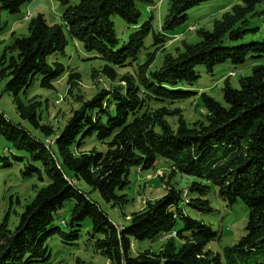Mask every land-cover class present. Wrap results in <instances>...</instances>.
Listing matches in <instances>:
<instances>
[{"label":"trees","instance_id":"obj_1","mask_svg":"<svg viewBox=\"0 0 264 264\" xmlns=\"http://www.w3.org/2000/svg\"><path fill=\"white\" fill-rule=\"evenodd\" d=\"M27 1L0 0V10L15 15ZM207 1L168 0L161 31L180 28L188 13ZM239 1L214 21L211 31L194 28L197 43L184 42L180 33L163 39L154 35L151 59L146 52L151 26L149 21L140 23L138 6L152 7L155 0H78L64 9L62 24H48L38 15L30 19L27 36L12 33L2 51L0 82L8 79L5 88L13 96L36 79L48 90L64 77L68 85L73 79L80 83L78 74L53 60L63 54L66 35L104 62L102 74L108 79L114 67L130 66L142 55L146 61L138 67L136 80L127 76L125 86L101 89L89 100L76 102L60 130L41 123L36 98L27 104L15 101L19 117L35 133L0 114V136L25 154L14 161L26 160L25 174L44 183L12 229L8 216L0 222V264H49L47 243L54 238L71 248L82 239L91 243L108 238L113 246L106 253L109 264H264V32L261 41L241 43L247 33L258 31L247 27L264 15L256 12L263 0ZM113 17L128 28H140L121 41ZM168 40L180 47L165 51L157 67L155 54ZM247 60L252 61L251 74L239 80V88L228 81L234 72L224 79V105L204 98L199 105L209 115L202 123L187 124L174 105L201 95L191 91L198 79L195 68L202 66L211 74L219 65L238 67ZM157 159L169 163L170 177L191 181L185 189L169 184L164 195L145 202L120 227L80 187L97 191L108 204L123 206L130 170L148 169ZM213 190L227 206L240 202L248 212L246 235L223 252L222 260L206 250L216 233L192 216L213 211L208 200ZM67 202L73 203L68 216L57 221ZM159 238L165 243L157 253L132 254L134 243Z\"/></svg>","mask_w":264,"mask_h":264},{"label":"rangeland","instance_id":"obj_2","mask_svg":"<svg viewBox=\"0 0 264 264\" xmlns=\"http://www.w3.org/2000/svg\"><path fill=\"white\" fill-rule=\"evenodd\" d=\"M77 3L78 0L64 1V3L62 0H29L21 7L18 14L10 15L0 10V62L2 61V51L4 47L9 45L12 33L16 37L28 35L30 19L42 15L48 24H62L61 16L64 9ZM155 3L156 5L152 7L143 4L138 6L141 13L140 23L143 24L149 21L151 26L146 41V44L150 46L146 52L151 53V57L148 55V59L154 56V53H152L155 49L154 35L163 39L162 37L173 38L172 35L180 33L184 42L197 43L199 38L196 35V31L188 32L189 27H194L195 30L204 29L211 31L214 21L219 20L232 7L239 5L240 1L210 0L202 3L188 13L186 22L180 28L168 33L161 31V25L169 7L168 0H155ZM261 11H264V0L256 7V12ZM112 19L114 30L121 41H126L132 32L134 33L135 30L140 28H128L118 17H113ZM247 28L258 29V31L255 34L247 33L241 43L247 44L261 41L264 32V15L251 20ZM66 40L67 44L63 54L54 56L53 60L55 59L65 68L78 74L80 83L76 84L74 82L75 79H73L68 85L67 77H64L53 85L52 90H48L41 88L39 80L36 79L28 89L13 96L5 88L8 79L1 81L0 114H3L13 125H20L26 131L35 133L33 128L19 117L15 101L27 104L30 100L36 98V101L41 102V123L51 126L54 130H60L70 117L71 110L77 107L78 104L76 102L89 100L101 89L112 91L114 88L125 86L123 79L127 76L136 80L137 75L140 73L138 67L146 61L145 56L142 55L130 66L114 67L113 77L108 79L102 74L104 62L97 55L85 52L81 45L68 35H66ZM173 46L174 48L180 47V43L168 40L164 47L159 52H156L155 66H159L161 56ZM251 70L252 61L250 60L238 67L227 62L217 66L211 74L207 73L204 67L198 66L195 68L198 79L191 91L195 93L201 91V95H196L174 106L181 110L183 119L187 124L202 123L209 114L203 105H199L200 101L203 103L204 98H209L220 105H224L222 100L224 79L231 72H234L235 76L229 77L228 81L232 87L239 88V80L249 76ZM194 102L196 103L195 105ZM48 143L51 144L50 140ZM24 156V153L12 148L11 144L0 136V157L2 158L0 159V222L8 216L10 229L16 224L17 216L22 212L24 206L30 203L36 191L44 186V183H41L36 175L28 176L25 174L26 160L19 162L13 159V157ZM169 168V163L163 159H157L153 166L148 169L139 168L138 170L132 168L129 173V186L124 191L128 202L123 206L108 204L104 202L97 191L91 192L83 184H80V187L89 192L90 198L99 204L101 210L107 214L115 225L120 227L127 224L130 214L141 210L145 202L158 199L164 195L166 192L165 188L169 184L176 189H185L191 179L180 175L170 177ZM208 200L213 211L211 213H192V216L203 221L216 233L217 238L207 245L206 250L211 252L213 256L218 255L222 260L223 252L238 243L246 235L245 228L248 221V212L246 207L240 202L227 206L226 203L218 199L214 190L208 195ZM72 205V202L65 203L58 212L56 220L59 221L66 218ZM164 243V238H159L153 242L134 243L132 245V254L136 255L138 251L145 250L157 253ZM47 247L50 253L49 264H109L106 253L113 248L108 238L96 239V241L91 243H85V240L82 239L80 245L76 248L65 246L54 238L47 243Z\"/></svg>","mask_w":264,"mask_h":264},{"label":"built area","instance_id":"obj_3","mask_svg":"<svg viewBox=\"0 0 264 264\" xmlns=\"http://www.w3.org/2000/svg\"><path fill=\"white\" fill-rule=\"evenodd\" d=\"M188 30H189V31H192V30H194V27L188 28ZM233 75H234V73H231V74H230V76H233Z\"/></svg>","mask_w":264,"mask_h":264},{"label":"bare ground","instance_id":"obj_4","mask_svg":"<svg viewBox=\"0 0 264 264\" xmlns=\"http://www.w3.org/2000/svg\"><path fill=\"white\" fill-rule=\"evenodd\" d=\"M189 28H191V27H189Z\"/></svg>","mask_w":264,"mask_h":264}]
</instances>
